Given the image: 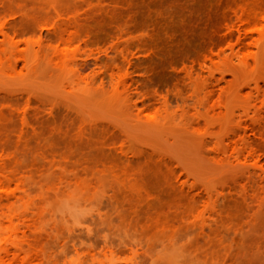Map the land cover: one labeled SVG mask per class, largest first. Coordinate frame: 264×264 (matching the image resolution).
I'll list each match as a JSON object with an SVG mask.
<instances>
[{
	"label": "rangeland",
	"instance_id": "374dc122",
	"mask_svg": "<svg viewBox=\"0 0 264 264\" xmlns=\"http://www.w3.org/2000/svg\"><path fill=\"white\" fill-rule=\"evenodd\" d=\"M0 2V262L264 264V0Z\"/></svg>",
	"mask_w": 264,
	"mask_h": 264
},
{
	"label": "bare ground",
	"instance_id": "6f19581e",
	"mask_svg": "<svg viewBox=\"0 0 264 264\" xmlns=\"http://www.w3.org/2000/svg\"><path fill=\"white\" fill-rule=\"evenodd\" d=\"M1 2H0V5L4 6L3 3H1ZM35 23H36V21L34 19H26L25 20V18H23V19L20 18L19 20H14L13 23L10 25H12L13 27L24 28V27L31 26ZM92 26L93 25H91V28H94V30H95V29H97V28H95V26H98V25H94V27H92ZM0 37L2 39L1 45L3 46L4 50L9 49L11 47V43L9 42V34L6 30H4L3 25H0ZM29 49H30L29 46H27L25 48V50H24L25 56L27 55V52ZM0 102H19V100L14 101V100H11L10 98L6 97V96L0 95ZM8 120L14 126L13 127V129H14L17 126V120H18L17 117L14 115H10ZM21 122H23V123L25 122V123L32 124V125L38 124L39 126H44V125L49 123V121L45 118H32L29 115H23V117L21 118ZM6 150H7V148L4 145L2 147V151H1L2 154L5 153ZM7 167H8V162L5 161L2 157H0V211H2L3 207L8 208L12 204L16 203V198L12 195L13 193H9V183L14 182V181H13V176L5 173V170ZM21 251H22L21 247H16L15 249L4 248L3 249V253H4L3 255H5V256H2V257H4L3 259H6L5 257L9 258L8 256L11 255V258H12L11 263H13L15 258H16V260L19 258L18 255ZM8 261H9V259H8ZM0 264H3V260H2V262H0Z\"/></svg>",
	"mask_w": 264,
	"mask_h": 264
}]
</instances>
